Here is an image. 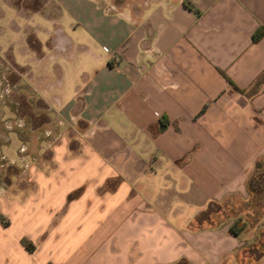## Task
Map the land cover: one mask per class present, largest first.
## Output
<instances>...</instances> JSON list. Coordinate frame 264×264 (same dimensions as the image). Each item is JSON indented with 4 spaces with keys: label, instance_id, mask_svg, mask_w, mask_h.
Wrapping results in <instances>:
<instances>
[{
    "label": "crops",
    "instance_id": "1",
    "mask_svg": "<svg viewBox=\"0 0 264 264\" xmlns=\"http://www.w3.org/2000/svg\"><path fill=\"white\" fill-rule=\"evenodd\" d=\"M106 2L0 0V264H264V0Z\"/></svg>",
    "mask_w": 264,
    "mask_h": 264
},
{
    "label": "rangeland",
    "instance_id": "2",
    "mask_svg": "<svg viewBox=\"0 0 264 264\" xmlns=\"http://www.w3.org/2000/svg\"><path fill=\"white\" fill-rule=\"evenodd\" d=\"M101 1V0H100ZM150 0H107L105 3L106 9V15H122L119 14L118 11L120 10L121 6L128 7L130 11L132 12V15H136L134 12L138 10L137 7L145 6L147 2ZM99 0H95V3L97 4ZM51 4L47 3V12H51V14L56 15V13L59 11L64 13V15H67V12L65 9H62L61 5L59 4L57 7L59 9H56L54 12L53 8V2H50ZM102 3V2H101ZM101 3L97 4L98 7H101ZM103 5V4H102ZM102 11V12H103ZM104 49V48H103ZM7 73H3L0 70V87L3 86V80H6ZM3 79V80H2ZM13 93V90L11 91V88L8 87V90H0V99L4 102L6 105L8 102L9 96H11ZM2 116V119L0 118L1 124L3 129L6 131L5 135L11 131L15 130L17 128H21L24 126V120L22 117L15 115V114H7ZM19 120V122H17ZM42 135L48 138H52L54 135L51 133V131L44 128V131H42ZM7 136V135H6ZM1 146L3 148H1ZM5 144L2 142L0 143V187L4 188L8 182V173L14 172L16 170H22L26 167H29L35 157L34 154L29 153L28 147L26 142H19V144L16 146L15 151L12 153H8L5 148ZM0 221L2 223H5L7 221L6 216H3L0 214Z\"/></svg>",
    "mask_w": 264,
    "mask_h": 264
},
{
    "label": "trees",
    "instance_id": "3",
    "mask_svg": "<svg viewBox=\"0 0 264 264\" xmlns=\"http://www.w3.org/2000/svg\"><path fill=\"white\" fill-rule=\"evenodd\" d=\"M264 33V28L259 26L256 28V30L252 33V40H256L258 39L262 34ZM21 241L23 242L24 246L27 248V249H31V244L27 241H25L24 239H21Z\"/></svg>",
    "mask_w": 264,
    "mask_h": 264
},
{
    "label": "built area",
    "instance_id": "4",
    "mask_svg": "<svg viewBox=\"0 0 264 264\" xmlns=\"http://www.w3.org/2000/svg\"><path fill=\"white\" fill-rule=\"evenodd\" d=\"M2 90H8V86H7V84H4L3 86H2ZM17 122H19V120H17Z\"/></svg>",
    "mask_w": 264,
    "mask_h": 264
}]
</instances>
